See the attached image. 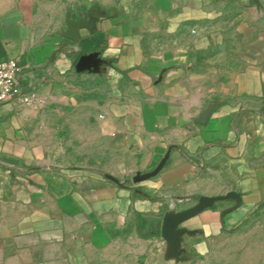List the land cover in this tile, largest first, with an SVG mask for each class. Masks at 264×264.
Returning <instances> with one entry per match:
<instances>
[{
	"label": "crops",
	"instance_id": "1",
	"mask_svg": "<svg viewBox=\"0 0 264 264\" xmlns=\"http://www.w3.org/2000/svg\"><path fill=\"white\" fill-rule=\"evenodd\" d=\"M252 3L102 0L78 31L99 40L97 72H77L90 53L54 7L0 0V60L18 62L35 99L0 103V264H184L264 204ZM230 193L177 227V259L164 214Z\"/></svg>",
	"mask_w": 264,
	"mask_h": 264
},
{
	"label": "rangeland",
	"instance_id": "2",
	"mask_svg": "<svg viewBox=\"0 0 264 264\" xmlns=\"http://www.w3.org/2000/svg\"><path fill=\"white\" fill-rule=\"evenodd\" d=\"M102 0H41L42 3L54 7L58 17L63 19L67 14L73 19L95 9ZM252 7H256L253 10ZM248 18V34L250 41L258 36L264 38V0L256 5L250 4ZM97 84L103 86L105 92L111 87L109 76H98ZM184 264H264V204L253 212L237 228L225 231L211 238L202 254L192 250L182 253Z\"/></svg>",
	"mask_w": 264,
	"mask_h": 264
},
{
	"label": "water",
	"instance_id": "3",
	"mask_svg": "<svg viewBox=\"0 0 264 264\" xmlns=\"http://www.w3.org/2000/svg\"><path fill=\"white\" fill-rule=\"evenodd\" d=\"M256 3L258 0H254ZM94 17H101L97 10L92 9L82 15H80L77 19H73L71 15L67 14L65 17V31L63 32L62 36L64 39L79 43L80 36L79 30L86 29L88 31H92L94 26ZM98 53H90L87 55H82L77 63H76V71H91L93 69L94 72H97L98 69ZM233 195L226 194L223 196H216V197H200L195 205L185 211L181 212H168L165 213L162 219V226H161V235L165 241L170 243L173 255L179 259V251H178V242L179 236L181 235L182 231L177 230V227L189 217L195 215L200 209L205 207L211 206L214 203L224 201Z\"/></svg>",
	"mask_w": 264,
	"mask_h": 264
},
{
	"label": "built area",
	"instance_id": "4",
	"mask_svg": "<svg viewBox=\"0 0 264 264\" xmlns=\"http://www.w3.org/2000/svg\"><path fill=\"white\" fill-rule=\"evenodd\" d=\"M17 102L34 106V95L20 83V67L14 59L0 60V103Z\"/></svg>",
	"mask_w": 264,
	"mask_h": 264
},
{
	"label": "trees",
	"instance_id": "5",
	"mask_svg": "<svg viewBox=\"0 0 264 264\" xmlns=\"http://www.w3.org/2000/svg\"><path fill=\"white\" fill-rule=\"evenodd\" d=\"M98 45H99V40L97 38L81 41L79 43L81 49V53L79 54V57L84 53H90L96 51L99 48Z\"/></svg>",
	"mask_w": 264,
	"mask_h": 264
}]
</instances>
